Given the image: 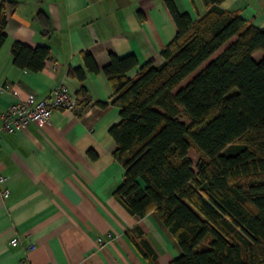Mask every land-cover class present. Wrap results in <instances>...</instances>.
Instances as JSON below:
<instances>
[{
	"label": "crops",
	"instance_id": "obj_1",
	"mask_svg": "<svg viewBox=\"0 0 264 264\" xmlns=\"http://www.w3.org/2000/svg\"><path fill=\"white\" fill-rule=\"evenodd\" d=\"M172 1L179 13L188 14L193 21L207 11L202 0ZM0 3L5 4L7 16V39L0 47V126L1 115L10 104L30 95L47 99L58 87L66 86L78 98L75 109L54 111L46 127L30 122L21 132H0V171L7 177L0 184V193L8 190L6 196H0V264H150L128 234L134 240H145L155 251L158 264H170L180 248L156 215L132 216L114 198L124 170L112 157L116 143L108 130L120 116L112 104V87L102 72L110 52L118 57L135 56L137 66L127 73L130 78L148 61L153 66L163 62L160 52L176 35L165 1ZM217 7L264 28V0H223ZM39 12L48 19L49 36L41 33ZM233 40L176 89L185 86ZM15 41L50 49L40 72L13 64L11 46ZM83 52L91 54L99 72L87 69ZM75 69L83 71L82 81L70 74ZM13 238L18 239L15 246L10 244Z\"/></svg>",
	"mask_w": 264,
	"mask_h": 264
},
{
	"label": "trees",
	"instance_id": "obj_2",
	"mask_svg": "<svg viewBox=\"0 0 264 264\" xmlns=\"http://www.w3.org/2000/svg\"><path fill=\"white\" fill-rule=\"evenodd\" d=\"M164 1L176 35L160 52L163 62L148 61L130 78L135 56L110 52L102 68L120 116L108 130L112 157L124 170L114 198L132 216L156 215L180 248L170 264H264V28L220 10L223 0H202L207 11L195 21ZM37 19L49 36L47 17L39 12ZM6 23L0 3V47ZM11 54L16 67L38 73L50 49L15 41ZM82 59L99 72L89 52ZM70 74L84 79L81 69ZM128 236L158 264L145 240Z\"/></svg>",
	"mask_w": 264,
	"mask_h": 264
},
{
	"label": "built area",
	"instance_id": "obj_3",
	"mask_svg": "<svg viewBox=\"0 0 264 264\" xmlns=\"http://www.w3.org/2000/svg\"><path fill=\"white\" fill-rule=\"evenodd\" d=\"M77 104L78 98L72 95L66 86L58 87L47 99L37 100L34 96L30 95L10 104L6 112L2 113L0 132H21L30 122H35L39 127H46L50 124V118L54 111H71L75 109ZM6 180L7 177L0 171V184ZM7 194L8 190L5 189L0 193V196L4 197ZM17 243V238L10 240L12 246H15ZM29 249H33V246H29Z\"/></svg>",
	"mask_w": 264,
	"mask_h": 264
},
{
	"label": "rangeland",
	"instance_id": "obj_4",
	"mask_svg": "<svg viewBox=\"0 0 264 264\" xmlns=\"http://www.w3.org/2000/svg\"><path fill=\"white\" fill-rule=\"evenodd\" d=\"M190 155H191V158H192L193 162L195 163L198 160V156H199L198 153L196 151H194V150H191L190 151Z\"/></svg>",
	"mask_w": 264,
	"mask_h": 264
}]
</instances>
